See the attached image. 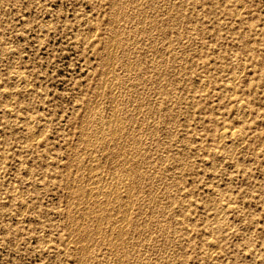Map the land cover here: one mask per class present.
<instances>
[{"label":"rangeland","instance_id":"obj_1","mask_svg":"<svg viewBox=\"0 0 264 264\" xmlns=\"http://www.w3.org/2000/svg\"><path fill=\"white\" fill-rule=\"evenodd\" d=\"M131 1H0V50L2 51H0V154L3 156L2 158L0 156V264H80L84 259L85 261L81 264L101 262L102 264H132L133 262V264H146V262L147 264H264V0H170L171 2L155 0V5L152 2L154 0L151 2L150 0L149 2L133 0V5L136 4L137 7H132ZM147 5L150 7L148 8ZM160 5L163 6L160 7ZM163 7L164 10L161 9ZM121 12L124 16L120 14ZM138 12L141 13L139 16ZM126 13L129 17L132 13V16L128 17L129 20ZM120 15L123 17H119ZM133 15H135L134 18ZM111 17L116 22H112L114 19ZM139 19H143V22ZM157 19L159 24H156ZM108 22L110 25L113 24L110 26ZM124 22L127 24L124 25ZM152 22L153 27H151ZM136 24L139 25L136 26ZM142 26H146L145 29ZM150 29L155 30L149 31ZM154 35L159 38L156 40ZM108 39H110L109 42ZM158 40H161V43H157ZM105 41L107 42L104 43ZM135 41L138 43L136 44ZM113 45H116V48ZM247 46H250L251 50L245 52ZM154 50L158 51L154 53ZM129 57L134 61L132 62ZM112 58L114 61L111 63ZM137 60L140 64H136ZM154 63L155 66H153ZM105 69L109 72L106 70L104 73ZM102 73L108 75L105 77ZM159 77L162 78L161 81ZM101 79L105 84L101 82ZM108 80H112L116 85H113L111 81L109 83ZM249 83L252 84L251 87L248 86ZM134 87L137 90H134ZM109 89L110 92L111 90L116 92L115 98L112 97L114 94L110 93ZM95 91L100 92L101 95H97ZM132 91L137 94L134 95ZM139 93H141L140 96ZM133 96L137 100L133 99ZM91 97H94V100ZM145 97H148V101ZM97 98L100 99L97 100ZM102 98L105 100L103 101ZM109 98L111 100L114 98L112 101L115 100L114 102L120 105L114 104ZM92 100L93 103H90ZM111 102L115 106L112 107ZM139 107L141 110L138 109ZM115 113L119 114L115 115ZM93 117H96V121ZM114 120L117 122L115 123ZM97 123L101 125L98 126ZM85 124L87 126L84 130ZM96 125L97 128H95ZM221 126L233 130L237 128L235 131L240 143L236 145L237 147L217 139V130ZM94 129H96L95 132ZM97 129L103 131L98 130V132ZM32 130L36 132V137L29 138ZM80 132L83 133L80 134ZM142 132H144L143 135ZM37 136L39 138L35 139ZM88 137L91 138L88 139ZM31 138L32 141H30ZM85 142L88 144L86 145ZM257 151L259 153H256ZM231 152L233 155L230 154ZM94 157L95 163L91 160ZM128 157L131 159L129 162ZM75 158H77L76 161ZM69 160L74 162L70 163ZM104 160L106 161L103 162ZM96 164L99 173L103 172L102 176L99 174L103 179L100 178L102 183L106 181L104 180L106 176L109 181L114 174L116 176L112 179L122 176L120 179H123L125 183H133L129 184L131 195L128 194L129 197L126 199L128 200L126 209L131 210L127 209L129 213L126 211L129 222L126 221L125 229L128 231L132 223L130 226L133 224L136 226V233L128 231L123 238L115 237V225L118 226L115 222L120 214V208L117 210L118 206L115 204L111 213L103 210L102 212L98 208L90 210L92 214L102 215L103 213L104 218L101 224L99 223L101 230L99 226L96 227L94 221L90 220L91 216L88 213L85 217L83 216V210L87 208V205L85 207V203L84 205L81 203L82 207L79 202L77 203V199H74L78 198L75 187L79 183L81 171L85 173L82 178L87 180L90 171L94 169L89 166ZM80 166L82 168H79ZM28 168L30 171L27 170ZM79 174L80 177H78ZM123 175H129L127 176L129 182L127 178V182L124 180ZM153 175L154 178H152ZM85 180L84 183L87 182ZM157 182L159 183L156 184ZM67 193L70 196H67ZM217 203L225 206L222 212L221 209H216ZM25 204L26 206L23 207ZM80 208L83 210L81 211ZM139 210L143 212L139 213ZM93 211H99V213ZM112 213L114 216L116 214L117 220L113 219L114 217L111 218ZM147 213L151 215L146 216ZM107 214L110 217H107ZM75 216L78 218L81 216L80 220ZM105 217H107L106 220ZM146 221L148 222L145 223ZM80 224H83L81 228ZM158 225L161 226L158 227ZM95 228H98L100 233L95 235L97 237L94 236L91 241L82 238L84 233L94 232ZM106 235L111 237L107 238ZM70 236L72 238L75 236L76 239L73 238V240ZM107 239H110V242L113 241V245L115 242L118 245L110 246L112 244H109ZM73 241L77 246H74L75 243L72 244ZM123 241L127 243V247H124L126 244ZM209 243H213L214 247L218 245L214 248L216 250L211 252V256L208 251ZM83 246L88 248V253ZM96 254L101 255L97 257ZM131 254L134 255L131 256ZM102 255H106L107 259H104ZM119 258H122V261Z\"/></svg>","mask_w":264,"mask_h":264},{"label":"bare ground","instance_id":"obj_2","mask_svg":"<svg viewBox=\"0 0 264 264\" xmlns=\"http://www.w3.org/2000/svg\"><path fill=\"white\" fill-rule=\"evenodd\" d=\"M0 1H1V0H0ZM113 1H114V0H113ZM122 1H123V0H122ZM132 1H133V0H132ZM132 1H131V3H132L131 6H132V7H133V6H134V7H137L138 5H137V6H135L136 4L133 5V2H132ZM135 1H136V0H135ZM139 1H140V0H139ZM145 1L149 2L148 0H145ZM162 1H163V0H162ZM169 1H170V0H169ZM169 1H168V3H169ZM174 1H175V0H174ZM242 1H243V0H242ZM119 2H120V1H119ZM137 2H138V0H137ZM150 2H151V0H150ZM152 2H154V5H155V0L152 1ZM170 2H171V1H170ZM236 2H238V1H236ZM114 3H116V1H115ZM125 3H126V2H125ZM125 3H124V4H125ZM135 3H136V2H135ZM164 3H165V2H164ZM168 3H167V4H168ZM2 4H3V3H2ZM124 4H123V5H124ZM162 4H163V3H162ZM172 4H173V3H172ZM236 4H237V3H236ZM236 4H234V5H236ZM111 5H112V4H111ZM144 5H146V4H144ZM144 5H143V6H144ZM169 5H170V4H169ZM239 5H240V4H239ZM241 5H242V4H241ZM241 5H240V6H241ZM121 6H122V3H121ZM139 6H140V5H139ZM147 6H148V5H147ZM162 6H163V5H162ZM162 6L160 5V7H162ZM164 6H165V5H164ZM242 6H243V5H242ZM110 7H111V6H110ZM122 7H123V6H122ZM149 7H150V6H148V8H149ZM153 7H154V6H153ZM153 7H152V8H153ZM197 7H198V6H197ZM199 7H200V6H199ZM238 7H239V6H238ZM126 8H127V7H125V9H126ZM128 8H129V7H128ZM235 8H236V7H235ZM121 9H122V8H121ZM134 9H135V8H134ZM136 9H137V8H136ZM138 9H140V8H138ZM142 9H143V7H142ZM156 9H157V8H156ZM161 9L164 10V7L161 8ZM169 9H170V8H168V10H169ZM181 9H182V8H181ZM114 10H116V9H114ZM117 10H118V9H117ZM128 10H129V9H128ZM128 10H127V11H128ZM140 10H141V9H140ZM140 10H138V11H140ZM158 10H159V9H158ZM158 10H157V11H158ZM166 10H167V8H166ZM240 10H241V7H240ZM123 11H124V8H123ZM134 11H135V10H134ZM134 11H133V12H134ZM145 11H146V10H145ZM145 11H144V12H145ZM147 11H148V9H147ZM155 11H156V10H155ZM155 11H154V12H155ZM172 11H173V10H172ZM172 11H170V12H172ZM175 11H176V10H175ZM192 11H193V10H192ZM194 11H195V10H194ZM200 11H201V10H200ZM118 12H119V11H118ZM118 12H117V13H118ZM125 12H126V11H124V13H125ZM141 12H142V11H141ZM159 12H162V11H159ZM164 12H166V11H164ZM173 12H174V11H173ZM238 12H239V11H238ZM238 12H237V13H238ZM112 13H113V12H112ZM117 13H116V14H117ZM139 13H140V12H138V16H139ZM178 13H179V12H178ZM120 14H122V12H121ZM129 14H130V13H129ZM133 14H134V13H133ZM140 14H141V13H140ZM145 14H146V12H145ZM152 14H153V12H152ZM161 14H162V13H161ZM161 14H159V17H160V18H161ZM235 14H236V13H235ZM122 15H123V14H122ZM126 15H127V13H126ZM126 15H125V16H126ZM163 15H164V14H163ZM177 15H178V14H177ZM113 16H114V14H113ZM123 16H124V15H123ZM123 16L120 15L119 17H123ZM131 16H132V13H131ZM131 16H130V17H131ZM138 16H137V18H138ZM146 16H147V14H146ZM164 16H165V15H164ZM164 16H163V17H164ZM115 17H116V16H115ZM126 17H127V19H128L129 16L127 15ZM130 17H129V18H130ZM134 17H135V15H133V18H134ZM141 17H142V16H141ZM234 17H235V16H234ZM7 18H8V17H7ZM112 18H113V17H111V19H112ZM142 18H143V17H142ZM147 18H148V17H146V19H147ZM151 18H152V17H151ZM193 18H194V17H193ZM111 19H110V20H111ZM113 19H114V18H113ZM155 19H156V18H155ZM158 19H159V18H158ZM158 19H157V23H156V24H159V23H160V22L158 23ZM163 19H164V18H163ZM174 19H175V18H174ZM128 20H129V19H128ZM142 20H143V19H142ZM142 20L139 19V21H142ZM114 21L116 22L115 19H114L112 22H114ZM117 21L119 22V20H117ZM123 21H125V19H123ZM139 21H138V23H139ZM146 21H147V20H146ZM148 21H149V20H148ZM155 21H156V20H155ZM155 21H154V22H155ZM159 21H161V20H159ZM164 21H166V19H164ZM112 22H111V23H112ZM129 22H130V21H129ZM142 22H143V21H142ZM177 22H178V21H177ZM108 23H109V22H108ZM140 23H141V22H140ZM163 23H164V22H163ZM25 24H27V23H25ZM112 24H113V23H112ZM112 24H111V25H112ZM116 24H117V23H116ZM126 24H127V23H126ZM126 24H125V22H124V25H126ZM146 24H147V23H146ZM146 24H145V25H146ZM151 24H152L151 27H153V26H154V25H153V22H152ZM166 24H167V23H166ZM90 25H92V24H90ZM109 25H110V23H109ZM111 25H110V26H111ZM137 25H139V24H136V26H137ZM148 25H149V23H148ZM178 25H179V24H178ZM87 26H88V25H87ZM122 26H123V25H122ZM122 26H121V27H122ZM136 26H135V27H136ZM156 26H157V25H156ZM175 26H176V23H175ZM92 27H93V26H92ZM108 27H109V26H108ZM142 27H144V29H145L146 26H142ZM142 27H140V28H142ZM147 27H148V26H147ZM160 27L162 28V26H160ZM163 27H164V26H163ZM166 27L168 28V25H166ZM176 27H177V26H176ZM86 28H87V27H86ZM124 28H125V27H124ZM149 28H150V25H149ZM169 28H170V27H169ZM203 28H204V27H203ZM89 29H90V28H89ZM122 29H123V28H122ZM125 29H126V28H125ZM129 29H130V28H129ZM132 29H133V28H132ZM138 29H139V28H138ZM151 29H152V28H151ZM151 29H150L149 31H154V30H155V29H154V30H151ZM87 30H88V29H87ZM95 30H96V28H95ZM95 30H94V31H95ZM107 30H109V29H107ZM111 30H112V29H111ZM117 30H118V29H117ZM120 30H121V28H120ZM126 30H127V29H126ZM126 30H125V31H126ZM141 30H142V29H141ZM205 30H207V29H205ZM90 31H91V30H90ZM90 31H89V32H90ZM139 31H140V30H139ZM167 31H168V30H167ZM40 32H41V31H40ZM111 32H112V31H111ZM111 32H109V34H111ZM117 32H118V31H117ZM133 32H134V31H133ZM136 32H137V31H136ZM92 33H93V32H92ZM106 33H107V32H106ZM118 33H119V32H118ZM118 33H117V34H118ZM126 33H127V31H126ZM146 33H147V31H146ZM146 33H145V34H146ZM163 33H164V32H163ZM124 34H125V33H124ZM129 34H130V33H129ZM129 34H128V36H129ZM141 34H142V31H141ZM160 34H161V33H160ZM160 34H158V35H160ZM89 35H90V34H89ZM89 35H88V37H89ZM93 35H94V34H93ZM93 35H92V36H93ZM106 35H107V34H106ZM118 35H119V34H118ZM137 35H138V34H137ZM158 35H157V36H158ZM166 35H167V34H166ZM83 36H84V35H83ZM90 36H91V35H90ZM110 36H112V35H110ZM122 36H123V35H122ZM144 36H145V35H144ZM154 36H155V38H156V35H154ZM106 37H107V36H106ZM108 37H109V35H108ZM125 37H126V36H125ZM129 37H130V36H129ZM135 37H137V36H135ZM82 38H83V37H82ZM84 38H85V36H84ZM84 38H83V40H84ZM113 38H115V37L113 36ZM141 38H143V37H141ZM158 38H159V36H158ZM158 38H156V40H157ZM161 38H162V37H161ZM181 38H182V37H181ZM183 38H184V37H183ZM124 39H125V38H124ZM129 39H130V38H129ZM137 39H138V37H137ZM139 39H140V38H139ZM150 39H151V38H150ZM109 40H110V39H108V42H109ZM116 40H117V39H116ZM122 40H123V39H122ZM126 40H127V39H126ZM131 40H132V39H131ZM140 40H141V39H140ZM111 41H112V40H111ZM143 41H144V40H143ZM143 41H142V42H143ZM146 41H147V40H146ZM149 41H150V40H149ZM149 41H148V42H149ZM160 41H161V40H160ZM160 41L158 40L157 43H159ZM166 41H167V39H166ZM183 41H184V40H183ZM106 42H107V41H105L104 43H106ZM112 42H113V41H112ZM114 42H115V41H114ZM128 42H129V40H128ZM139 42H140V41H139ZM153 42H154V40L152 41V43H153ZM110 43H111V42H110ZM110 43H109V44H110ZM118 43H119V42H118ZM126 43H127V42H126ZM131 43H134V42H131ZM135 43H136V41H135ZM137 43H138V42H137ZM137 43H136V44H137ZM157 43H156V45H157ZM160 43H161V42H160ZM114 44H115V43H114ZM150 44H151V43H150ZM164 44H165V43H164ZM164 44H163V46H164ZM187 44H188V43H187ZM111 45H112V44H111ZM128 45H129V43H128ZM147 45H149V44H147ZM156 45H155V47H157ZM107 46H108V45H107ZM115 46H116V45H115ZM115 46L113 45V47H115ZM129 46H130V45H129ZM159 46H160V45H159ZM109 47H110V46H109ZM109 47H107V48H109ZM113 47L111 46L110 48H113ZM121 47H122V45H121ZM133 47H134V46H133ZM245 47H246V46H245ZM245 47H244V48H245ZM105 48H106V46H105ZM115 48H116V47H115ZM115 48H114V49H115ZM157 48H158V47H157ZM163 48H164V47H163ZM244 48H243V49H244ZM126 49H128V47H127ZM137 49H138V48H137ZM155 49H156V48H155ZM161 49H162V48H161ZM189 49H190V48H189ZM116 50H117V49H116ZM162 50H163V49H162ZM162 50H161V51H162ZM164 50H165V49H164ZM250 50H251L250 46H247V48H246L244 51H245V52H248V51H250ZM0 51H1V50H0ZM126 51H127V50H126ZM126 51H125V52H126ZM133 51H134V50H133ZM157 51H158V50H156V51L154 50V53L157 52ZM1 52H2V51H1ZM106 52L108 53L109 51H106ZM111 52H112V51H111ZM119 52H120V51H119ZM119 52H118V53H119ZM122 52H123V50H122ZM127 52H128V51H127ZM127 52H126V53H127ZM138 52H139V51H138ZM176 52H177V51H176ZM120 53H121V52H120ZM123 53H124V52H123ZM130 53H131V52H130ZM135 53H137V52H135ZM105 54H106V53H105ZM109 54H110V53H109ZM113 54H114V53H112V55H113ZM131 54H132V53H131ZM123 55H124V54H123ZM125 55H126V54H125ZM159 55H160V54H159ZM115 56H116V55H115ZM127 56H128V55H127ZM130 56H132V55H130ZM135 56H136V55H135ZM151 56H152V55H151ZM178 56H179V55H178ZM106 57H107V56H106ZM106 57H105V59H106ZM120 57H121V56H120ZM122 57H123V56H122ZM122 57H121V58H122ZM133 57H134V54H133ZM140 57H141V56H140ZM146 57H147V56H146ZM158 57H159V56H158ZM8 58H9V56H8ZM110 58H111V57H110ZM113 58H115V57H113ZM113 58H112V59H113ZM126 58H127V57H126ZM129 58H131V57H129ZM136 58H137V57H136ZM138 58H139V57H138ZM138 58H137V59H138ZM159 58H162V56L159 57ZM103 59H104V57H103ZM103 59H102V60H103ZM105 59H104V60H105ZM112 59H110V60H112ZM146 59H147V58H146ZM149 59H150V58H149ZM151 59H152V58H151ZM179 59H180V58H179ZM106 60H107V59H106ZM119 60H120V58L118 59V61H119ZM121 60H123V59H121ZM130 60H132V58H131ZM163 60H164V59H163ZM165 60H166V59H165ZM233 60H234V59H233ZM113 61H114V59L111 61V63H112ZM126 61H127V60H126ZM126 61H125V62H126ZM133 61H134V60H132V62H133ZM137 61H138V60H137ZM137 61H136V62H137ZM155 61H157V60L155 59ZM160 61H161V60H160ZM167 61H168V60H167ZM107 62H109V60H108ZM127 62H128V61H127ZM104 63H105V62H104ZM123 63H124V62H123ZM138 63H139V61H138L136 64H138ZM151 63H152V61H151ZM151 63H150V64H151ZM179 63H180V62H179ZM260 63H261V62H260ZM113 64H114V63H113ZM117 64H118V62H117ZM131 64H133V63H131ZM139 64H140V63H139ZM233 64H234V63H233ZM104 65H105V64H104ZM134 65H135V64H134ZM141 65H142V64H141ZM143 65H144V63H143ZM152 65H153V64H152ZM176 65H178V64H176ZM183 65H184V63H183ZM243 65H244V64H243ZM263 65H264V64H263ZM106 66H107V64H106ZM109 66H111V64H110ZM117 66H118V65H117ZM119 66H120V65H119ZM136 66H137V65H136ZM138 66H140V65H138ZM153 66H155V63H154ZM156 66H158V65H156ZM178 66H179V65H178ZM234 66H237V65H234ZM261 66H262V64H261ZM121 67H122V66H121ZM131 67H132V66H131ZM140 67H141V66H140ZM238 67H239V66H238ZM242 67H243V66H242ZM262 67H263V66H262ZM116 68H117V67H116ZM119 68H120V67H119ZM123 68H124V67H123ZM123 68H122V69H123ZM142 68H143V67H142ZM161 68H162V67H161ZM183 68H184V67H183ZM109 69H110V68H109ZM131 69H132V68H131ZM136 69H137V67H136ZM139 69H140V68H139ZM155 69H156V68H155ZM236 69H238V68H236ZM242 69H243V68H242ZM262 69H263V68H262ZM106 70H107V69H105L104 73H106ZM112 70L114 71L113 68H112ZM125 70H126V67H125ZM125 70L123 69V71H125ZM133 70H134V69H133ZM153 70H154V68H153ZM240 70H241V69H240ZM142 71H143V70H142ZM144 71H145V70H144ZM149 71H150V70H149ZM149 71H148V72H149ZM151 71H152V70H151ZM157 71H159V70H157ZM157 71H156V72H157ZM241 71H242V70H241ZM15 72H16V71H15ZM17 72H18V71H17ZM107 72H109V70H107ZM130 72H131V71H130ZM130 72H129V74H130ZM110 73H111V72H110ZM116 73H118V72H116ZM121 73H122V72H121ZM143 73H144V72H143ZM240 73H242V72H240ZM240 73H239V74H240ZM102 74H103V73H102ZM126 74H127V73H126ZM140 74H141V73H140ZM150 74H151V73H150ZM150 74H149V77H151ZM154 74H155V73H154ZM157 74H158V73H157ZM157 74H156V75H157ZM167 74H168V73H167ZM172 74H173V73H172ZM174 74H175V73H174ZM176 74H177V73H176ZM16 75H18V74H16ZM23 75H24V74H23ZM23 75H22V76H23ZM103 75L106 77L108 74H103ZM124 75H125V74H124ZM124 75H122V77H123ZM130 75H131V74H130ZM135 75H136V74H135ZM135 75H134V76H135ZM145 75H146V74H145ZM156 75H155V76H156ZM158 75H159V74H158ZM235 75H236V74H235ZM235 75H234V76H235ZM237 75H238V74H237ZM18 76H20V75H18ZM22 76H21V77H22ZM118 76H119V74H118ZM134 76H133V77H134ZM162 76H163V75H162ZM172 76H173V75H172ZM176 76H177V75H176ZM180 76H181V75H180ZM26 77H27V76H26ZM111 77H112V76H111ZM119 77H120V76H119ZM135 77H136V76H135ZM137 77H138V76H137ZM142 77H143V76H142ZM142 77H141V79H142ZM149 77H148V78H149ZM181 77H182V76H181ZM205 77H206V76H205ZM238 77H239V76H238ZM102 78H103V77H102ZM114 78H115V77H114ZM117 78H118V77H117ZM128 78L130 79L131 77L129 76ZM146 78H147V77H146ZM159 78H160V77H159ZM202 78H203V77H202ZM17 79H18V78H17ZM23 79H25V75H24ZM106 79H108V78H106ZM111 79H113V78H111ZM135 79H136V78H135ZM137 79H138V78H137ZM157 79H158V78H157ZM161 79H162V78H160L159 81H161ZM176 79H177V78H176ZM102 80H103V79H101V82H103ZM119 80H120V79H119ZM127 80H128V79H127ZM130 80H131V79H130ZM130 80H129V81H130ZM202 80H203V79H202ZM26 81H27V80H26ZM26 81H25V83H26ZM108 81H109V80H108ZM110 81L112 82V80H110ZM110 81H109V83H110ZM116 81H118V80H116ZM121 81H122V80H121ZM121 81H120V82H121ZM135 81H136V80H135ZM152 81H153V80H152ZM233 81H235V79H234ZM233 81H231V82H233ZM203 82H205V81H203ZM21 83H23V82H21ZM98 83H100V82H98ZM103 83H104V82H103ZM103 83H102V84H103ZM112 83H113V82H112ZM116 83H117V82H116ZM137 83H139V82H137ZM141 83H142V82H141ZM141 83H140V84H141ZM143 83H144V81H143ZM143 83H142V84H143ZM146 83H147V82H146ZM150 83H151V82H150ZM150 83H149V84H150ZM156 83H157V80H156ZM175 83H176V82H175ZM178 83H179V82H178ZM17 84H18V83H17ZM19 84H20V83H19ZM26 84H27V83H26ZM26 84H25V86H26ZM104 84H105V83H104ZM142 84H141V85H142ZM204 84H205V83H204ZM97 85H98V84H97ZM113 85H116V84L113 83ZM120 85H122V84H120ZM124 85H125V83H124ZM151 85H152V84H151ZM28 86H29V85H28ZM95 86H96V85H95ZM100 86H101V85H100ZM100 86H99V87H100ZM103 86H104V85H103ZM109 86L112 87V85H109ZM109 86H108V87H109ZM154 86H155V85H154ZM159 86H160V85H159ZM201 86H202V85H201ZM248 86L251 87L252 84L249 83ZM99 87H98V90H99ZM111 87H110V88H111ZM118 87H120V86L118 85ZM139 87H140V86H139ZM139 87H138V88H139ZM203 87H204V85H203ZM228 87H229V86H228ZM231 87H233V86H232V83H231ZM24 88H25V87H24ZM26 88H27V87H26ZM93 88H94V87H93ZM115 88H116V86L114 87V90H115ZM121 88H124V87L121 86ZM132 88H133V87H131V89H132ZM134 88H135V87H134ZM144 88H145V86H144ZM144 88H143V89H144ZM148 88H149V87H148ZM22 89H23V88H22ZM94 89H95V88H94ZM96 89H97V87H96ZM119 89H120V88H119ZM129 89H130V87H129ZM155 89H156V88H155ZM232 89H233V88H232ZM92 90H93V89H92ZM117 90H118V89H117ZM134 90H137V89L135 88ZM144 90H145V89H144ZM203 90H205V89H203ZM234 90H235V89H234ZM119 91H120V90H119ZM129 91H130V90H129ZM140 91H141V90H140ZM146 91H147V90H146ZM172 91H173V90H172ZM8 92H9V91H8ZM95 92H96V91H95ZM109 92H110V89H109ZM112 92H113V93H112ZM121 92H122V91H121ZM130 92H131V91H130ZM132 92H134V91H132ZM203 92H204V91H203ZM90 93H91V91H90ZM93 93H94V92H93ZM96 93H97V95H101V93H102V89H101V93H100V92H96ZM98 93H99V94H98ZM110 93L114 94V93H116V92H114V91L111 90ZM123 93H124V92H123ZM142 93H143V90H142ZM231 93H232V92H231ZM94 94H95V93H94ZM127 94H128V93H127ZM127 94H126V96H127ZM135 94H137V93L134 92V95H135ZM140 94H141V93H139V96H140ZM233 94H234V93H233ZM5 95H6V94H5ZM8 95H9V94H8ZM121 95H123V94H121ZM171 95H172V94H171ZM228 95H229V94H228ZM94 96H95V95H94ZM114 96L116 97L117 95L114 94L112 97H114ZM128 96H129V94H128ZM141 96H143V95H141ZM148 96H149V95H148ZM175 96H177V95H176V92H175ZM229 96H230V95H229ZM5 97H6V96H5ZM88 97H90V95H89ZM99 97H100V96H99ZM103 97H104V96H103ZM112 97H111V98H112ZM115 97H114V98H115ZM120 97H121V96H120ZM130 97H131V96H130ZM93 98H94V97H93ZM93 98L91 97V99H93ZM111 98H109V100H111ZM114 98H113V99H114ZM118 98H119V97H118ZM123 98H124V97H123ZM123 98H121V99H123ZM126 98H127V97H126ZM134 98H135V97L133 96V99H134ZM140 98H141V97H140ZM140 98H139V99H140ZM147 98H148V97H145L146 100H147ZM154 98H155V97H154ZM9 99H10V97H9ZM11 99H12V97H11ZM88 99H89V98H88ZM99 99H100V98H99ZM99 99L97 98V100H99ZM113 99H112V100H113ZM119 99H120V98H119ZM130 99H132V97H131ZM130 99H129V97H128V100H130ZM135 99L137 100V98H135ZM139 99H138V100H139ZM150 99H151V95H150ZM12 100H13V99H12ZM93 100H94V99H93ZM93 100H92V102H90V103H93ZM102 100H103V98H102ZM104 100H105V99H104ZM104 100H103V101H104ZM109 100H108V103H109ZM112 100H111V101H112ZM125 100H126V99H125ZM140 100H141V99H140ZM140 100H139V101H140ZM95 101H96V100H95ZM114 101H115V100H114ZM114 101H112V102H114ZM122 101H123V100H122ZM122 101H121V102H122ZM126 101H127V100H126ZM132 101H133V100H132ZM147 101H148V100H147ZM87 102H88V101H87ZM87 102H86V103H87ZM112 102H111V105H112ZM119 102H120V101H119ZM128 102H129V101H128ZM144 102H145V101H144ZM151 102H152V101H151ZM242 102H243V101H242ZM102 103H103V102H102ZM108 103H107V104H108ZM116 103H117V102H114V104H116ZM149 103H150V102H149ZM170 103H171V102H170ZM239 103H241V102L239 101ZM94 104H95V102H94ZM94 104H93V106H94ZM103 104H104V103H103ZM117 104H118V103H117ZM134 104H135V103H134ZM140 104H141V103H140ZM144 104H146V103H144ZM153 104H154V103H153ZM153 104H152V105H153ZM172 104H173V103H172ZM8 105L10 106V103H9ZM8 105H7V106H8ZM88 105H89V104H88ZM100 105H101V104H100ZM118 105H120V103H119ZM118 105H117V106H118ZM126 105H127V104H125V106H126ZM135 105H136V104H135ZM142 105H143V104H142ZM148 105H149V104H148ZM148 105H147V106H148ZM150 105H151V104H150ZM169 105H170V104H169ZM169 105H168V106H169ZM76 106H77V105H76ZM103 106H104V105H103ZM103 106H101V107H103ZM113 106H115V105H112V107H113ZM127 106L130 107V105H127ZM136 106H137V105H136ZM140 106H141V105H140ZM171 106H172V105H171ZM240 106H241V105H240ZM240 106H239V107H240ZM0 107H1V106H0ZM84 107H85V106H84ZM86 107H87V106H86ZM86 107H85V108H86ZM137 107H138V106H137ZM143 107H144V106H143ZM143 107H142V108H143ZM148 107H149V106H148ZM247 107H248V106H246V108H247ZM88 108H89V107H88ZM95 108H97V107H95ZM110 108H111V107H110ZM110 108H109V109H110ZM134 108H135V107H134ZM150 108H151V106H150ZM91 109H92V108H91ZM103 109H104V108H103ZM127 109H128V108H127ZM136 109H137V108H136ZM138 109H140V107H139ZM145 109H146V108H145ZM147 109H148V108H147ZM248 109H249V108H248ZM89 110H90V108H89ZM95 110H96V109H95ZM111 110H112V109H111ZM119 110H120V109H119ZM124 110H125V108H124ZM140 110H141V109H140ZM143 110H144V109H143ZM148 110H149V109H148ZM154 110H155V109H154ZM173 110H174V109H173ZM236 110H237V109H236ZM239 110H240V108H239ZM239 110H238V111H239ZM10 111H11V110H10ZM99 111H100V110H99ZM107 111H109V110H107ZM114 111H116V109H115ZM129 111H130V110H129ZM137 111H138V110H137ZM144 111H146V110H144ZM170 111H171V110H170ZM240 111H241V110H240ZM97 112H98V111H97ZM119 112H120V111H119ZM236 112H237V111H236ZM241 112H243V111H241ZM247 112H248V111H247ZM16 113H18V112H16ZM19 113H20V112H19ZM19 113H18V114H19ZM98 113H99V112H98ZM102 113H104V112H102ZM102 113H100V115H101ZM123 113H124V112H123ZM131 113H132V111H131ZM138 113H139V112H138ZM143 113H144V112H143ZM157 113H158V112H157ZM243 113H244V112H243ZM86 114H88V113H86ZM95 114H96V112L94 113V115H95ZM109 114H110V113H109ZM117 114H119V113H115V115H117ZM133 114H134V113H133ZM144 114H145V113H144ZM146 114H147V113H146ZM240 114H241V113H240ZM23 115H24V114H22V116H23ZM26 115H27V114H26ZM82 115H83V112H82ZM94 115H93V116H94ZM98 115H99V114H98ZM110 115H112V114H110ZM125 115L127 116L126 113H125ZM152 115H153V114H152ZM238 115H239V114H238ZM244 115H246V114H244ZM11 116H12V111H11ZM11 116H10V117H11ZM83 116H84V115H83ZM86 116H87V115H86ZM107 116H109V115L107 114ZM121 116H122V115H121ZM121 116H120V118H121ZM123 116H124V114H123ZM136 116H137V114H136ZM141 116H142V115H141ZM23 117H24V116H23ZM23 117H22V118H23ZM27 117H29V115H28ZM81 117H82V116H81ZM90 117H91V116H90ZM98 117H99V116H98ZM114 117H115V116H114ZM116 117H118V116H116ZM116 117H115V118H116ZM129 117H130V116H129ZM143 117H144V116H143ZM149 117H150V116H149ZM237 117H238V116H237ZM242 117H243V116H242ZM242 117H241V118H242ZM246 117H248V116L246 115ZM18 118H19V117H18ZM24 118H25V117H24ZM44 118H45V117H44ZM84 118H86V117H84ZM84 118H82V119H84ZM93 118L95 119L96 117H93ZM99 118H100V117H99ZM108 118H109V117H108ZM120 118H119V119H120ZM124 118H125V117H124ZM127 118H128V117H127ZM133 118H134V117H133ZM155 118H156V116H155ZM175 118H176V116H175ZM14 119H15V118H14ZM90 119H91V118H90ZM135 119H136V118H135ZM139 119H140V118H139ZM28 120H29V119H28ZM44 120H45V119H44ZM91 120H93V119H91ZM100 120H101V118H100ZM109 120H110V119H109ZM115 120H117V119H115ZM115 120H114V121H115ZM120 120H121V119H120ZM120 120H119V121L117 120V121H118V122H121ZM125 120H126V119H125ZM125 120H124V121H125ZM137 120H138V119H137ZM143 120H144V119H143ZM153 120H154V119H153ZM14 121H15V120H14ZM25 121H26V120H25ZM25 121H24V123H25ZM31 121H32V119H31ZM84 121H85V120H84ZM86 121H87V118H86ZM89 121H90V120H89ZM89 121H88V122H89ZM95 121H96V119H95ZM114 121H112V122H114ZM117 121H115V123H116ZM132 121H133V120H132ZM144 121H145V120H144ZM172 121H173V120H172ZM243 121H244V120H243ZM26 122H27V121H26ZM93 122H94V120H93ZM104 122H105V120H104ZM104 122H103V123H104ZM106 122H107V121H106ZM108 122H109V121H108ZM108 122H107V123H108ZM122 122H123V121H122ZM137 122H138V121H137ZM137 122H135V123H137ZM141 122H142V121H141ZM146 122H147V121H146ZM11 123H12V122H11ZM13 123H15V122H13ZM31 123H32V122H31ZM31 123H30V124H31ZM35 123H36V122H35ZM86 123H87V122H86ZM103 123H102V124H103ZM130 123H131V122H130ZM151 123H152V122H151ZM8 124H9V123H8ZM46 124H47V123H46ZM82 124H83V123H82ZM97 124H98V123H97ZM99 124H100V123H99ZM99 124H98V126H99ZM117 124H118V123H117ZM132 124H134V123H132ZM132 124H131V125H132ZM142 124H143V122H142ZM144 124H145V123H144ZM28 125H29V124H28ZM31 125H32V124H31ZM100 125H101V124H100ZM105 125L107 126L106 123H105ZM165 125H166V124H165ZM165 125H164V126H165ZM86 126H87V125L85 124L84 130H85ZM92 126H93V124H92ZM98 126L96 125L95 128H97ZM118 126H119V125H118ZM127 126H128V124H127ZM145 126H146V125H145ZM152 126H153V125H152ZM24 127H25V126H24ZM37 127H38V126H37ZM40 127H41V126H40ZM100 127H101V126H100ZM100 127H99V128H100ZM111 127H112V126H111ZM113 127H114V125H113ZM129 127H130V126H129ZM136 127H137V125H136ZM167 127H168V126H167ZM88 128H90V126H89ZM102 128H103V127H102ZM106 128H107V127H106ZM122 128H123V127H122ZM146 128H147V126H146ZM151 128H152V127H151ZM155 128H156V127H155ZM234 128H235V127H234ZM28 129H29V128H28ZM92 129H93V128H92ZM92 129H91V130H92ZM103 129H104V128H103ZM132 129H134V128H132ZM138 129H139V127H138ZM141 129H142V128H141ZM144 129H145V128H144ZM236 129H237V128H236ZM236 129H235V130H236ZM263 129H264V128H263ZM33 130H35V129L33 128ZM33 130L30 131V136H28L29 138H30V137H36V136H35V135H36V132H34ZM81 130H82V128H81ZM88 130L90 131V129H88ZM88 130H86V132H87ZM95 130H96V129H94V132H95ZM98 130L103 131L102 129H97V131H98ZM109 130H110V129H109ZM112 130H113V128H112ZM114 130H115V128H114ZM116 130H117V129H116ZM118 130H119V129H118ZM118 130H117V131H118ZM121 130H122V129H121ZM127 130H128V129H127ZM235 130H233V129L229 128V127H226V126H221V127H219L218 130H217V139H218L219 141H223V142L228 143L230 146H233V145L236 146V145H238V144H240V143H239V139H238V136H237ZM35 131H37V130H35ZM40 131H41V129H40ZM89 131H88V132H89ZM97 131H96V132H97ZM148 131H149V130H148ZM172 131H173V129H172ZM25 132H26V131H25ZM83 132H85V131H83ZM83 132H80V134L83 133ZM98 132H99V131H98ZM98 132H97V134H98ZM110 132H113V131H110ZM115 132H116V131H115ZM125 132H126V130H125ZM91 133H92V132H91ZM128 133H129V131H128ZM130 133H131V132H130ZM132 133H133V132H132ZM134 133H135V131H134ZM143 133H144V132H142L141 134L143 135ZM146 133H147V132H146ZM155 133H156V132H155ZM167 133H168V132H167ZM38 134H39V133H38ZM95 134H96V133H95ZM97 134H96V135H97ZM106 134H108V133H106ZM115 134H116V133H115ZM119 134H120V133H119ZM153 134H154V133H153ZM41 135H42V134H40V136H41ZM85 135H87V134H85ZM90 135H91V134H90ZM90 135H89V136H90ZM98 135H99V134H98ZM98 135H97V136H98ZM108 135H109V134H108ZM112 135H113V134H112ZM149 135H150V134H149ZM151 135H152V132H151ZM238 135H239V133H238ZM82 136H84V135H82ZM92 136H94V135L92 134ZM100 136H101V135H100ZM104 136H105V135H104ZM114 136H115V135H114ZM122 136H124V134H123ZM134 136H135V135H134ZM242 136H243V135H241V137H242ZM80 137H81V135H80ZM95 137H96V136H95ZM95 137H94V139L96 140ZM102 137H103V136H102ZM117 137H118V136H117ZM119 137H120V136H119ZM119 137H118V138H119ZM126 137H127V136H126ZM130 137H131V136H130ZM142 137L146 138L145 136H142ZM142 137H141V138H142ZM38 138H39V137L37 136V138H35V139H38ZM89 138H91V137H88V139H89ZM99 138H100V137H99ZM112 138H113V137H112ZM131 138H132V137H131ZM198 138H199V137H198ZM242 138H243V137H242ZM263 138H264V137H263ZM85 139H86V138H85ZM85 139H84V140H85ZM94 139H93V140H94ZM101 139H102V138H101ZM101 139H100V140H101ZM110 139H111V138H110ZM121 139H122V138H121ZM123 139H124V138H123ZM129 139H130V138H129ZM129 139H128V141H129ZM133 139H134V138H133ZM133 139H132V140H133ZM80 140H81V139H80ZM117 140H118V139H117ZM130 140H131V139H130ZM153 140H154V139H153ZM160 140H161V139H160ZM166 140H167V139H166ZM178 140H179V139H178ZM199 140H200V139H198V141H199ZM242 140H243V139H242ZM30 141H32V138H31ZM30 141H29V142H30ZM34 141H36V140H34ZM34 141H33V142H34ZM88 141H89V140H88ZM97 141H99V140H97ZM106 141H107V140H106ZM109 141H110V140H109ZM121 141H122V140H121ZM145 141H146V140H145ZM148 141H149V140H148ZM163 141H164V140H163ZM80 142L82 143V141H80ZM86 142H87V140H86ZM86 142H85V144H86ZM95 142H96V141H95ZM138 142H139V141H138ZM261 142H262V141H261ZM99 143H100V142H99ZM104 143H105V142H104ZM130 143H131V141H130ZM134 143H135V142H134ZM142 143H143V141H142ZM217 143H218V142H217ZM219 143H220V142H219ZM243 143H244V142H243ZM87 144H88V143H87ZM87 144H86V145H87ZM94 144H95V143H93V145H94ZM107 144H108V143H107ZM123 144H124V143H123ZM123 144H122V145H123ZM137 144H138V143H137ZM157 144H158V143H157ZM228 144H227V145H228ZM83 145H84V144H83ZM133 145H134V144H133ZM141 145H143V144H141ZM153 145H154V144H153ZM24 146H25V145H24ZM103 146H104V145H103ZM115 146H116V145H115ZM144 146H145V144H144ZM144 146H143V147H144ZM235 146H234V148H235ZM86 147H88V146H86ZM99 147H100V145H99ZM120 147H121V146H120ZM122 147L124 148V146H122ZM134 147H136V145H134ZM186 147H187V146H186ZM236 147H237V146H236ZM28 148H29V147H28ZM100 148H101V147H100ZM100 148H98V149H100ZM145 148H146V147H145ZM210 148H211V147H210ZM98 149H97V150H98ZM103 149H104V148H102V150H103ZM119 149H121V148H119ZM159 149H160V148H159ZM232 149H233V148H232ZM82 150H83V149H82ZM122 150H124V149H122ZM139 150H140V149H139ZM142 150H143V149H142ZM142 150H141V151H142ZM150 150H151V149H150ZM162 150H163V149H162ZM215 150L217 151V149H215ZM223 150H224V149H223ZM227 150H228V149H227ZM2 151H3V150H2ZM2 151H1V152H2ZM28 151H29V150H28ZM84 151H85V150H84ZM92 151H93V150H91V152H92ZM94 151H95V150H94ZM104 151H106V149H105ZM104 151H101V152L103 153ZM153 151H154V149H153ZM160 151H161V150H160ZM213 151H214V150H213ZM221 151H222V150H221ZM232 151H233V150H232ZM255 151H256V150H255ZM258 151H260V150H258ZM258 151H257L256 153H259ZM85 152H86V151H85ZM99 152H100V151H99ZM101 152H100V153H101ZM117 152H118V151H117ZM137 152L139 153L138 150H137ZM151 152H152V151H151ZM151 152H150V153H151ZM218 152H219V149H218ZM25 153H26V152H25ZM83 153H84V152H83ZM92 153H94V152H92ZM97 153H98V152H97ZM121 153H122V152H121ZM123 153H124V152H123ZM132 153L134 154V151H132ZM132 153H131V154H132ZM146 153H147V152H146ZM214 153H216V152H214ZM86 154H88V153H86ZM89 154H91V153H89ZM94 154H95V153H94ZM126 154H127V153H126ZM230 154H232V152H231ZM1 155H2V154H0V156H1ZM27 155H28V154H27ZM74 155H75V154H74ZM96 155H98V154H96ZM144 155H145V154H144ZM151 155H152V154H151ZM232 155H233V154H232ZM75 156H77V155H75ZM82 156H83V155H82ZM94 156H95V155H94ZM99 156H100V154H99ZM99 156H97V157L99 158ZM140 156H141V155H140ZM228 156H229V155H228ZM258 156H259V155H258ZM2 157H3V156H1V158H2ZM28 157H29V156H28ZM72 157H73V155H72ZM72 157H71V158H72ZM90 157H92V154H91ZM100 157H101V156H100ZM104 157H105V156H104ZM129 157H130V155H129ZM129 157H128V160H127L128 162L131 160ZM162 157H164V156H162ZM184 157H185V156H184ZM230 157H231V156H230ZM262 157H263V156H262ZM79 158H80V157H79ZM98 158H97V160H98ZM131 158H132V157H131ZM142 158H143V157H142ZM145 158H146V156H145ZM165 158H166V157H165ZM231 158H232V157H231ZM45 159H46V158H45ZM73 159H74V157H73ZM76 159H77V158H75V161H76ZM95 159H96L95 157L91 159L92 161H94L93 163H95ZM104 159H106V157H105ZM126 159H127V158H126ZM126 159H125V160H126ZM129 159H130V160H129ZM140 159H141V158H140ZM221 159H222V158H221ZM50 160H51V159H50ZM78 160H79V159H78ZM87 160H88V159H87ZM91 160H88V161H91ZM125 160H124V161H125ZM145 160H146V159H145ZM69 161H70V160H69ZM72 161L74 162V160H71L70 163H71ZM79 161H80V160H79ZM79 161H78V162H79ZM83 161H84V160H83ZM105 161H106V160H104L103 162H105ZM127 161H126V162H127ZM126 162H125V164H126ZM163 162H164V161H163ZM81 163H83V162L81 161ZM90 163H91V162H90ZM151 163H152V162H151ZM153 163H155V161H154ZM205 163H206V162H205ZM83 164H84V163H83ZM83 164H82V166L85 165V164H84V165H83ZM139 164H140V163H139ZM139 164H138V166H139ZM47 165H48V164H47ZM69 165H70V164H69ZM77 165H78V164H77ZM100 165H101V164H100ZM103 165H104V163H103ZM161 165H162V164H161ZM45 166H46V165H45ZM75 166H76V165H75ZM82 166H80L79 168H82ZM87 166H88V165H87ZM98 166H99V164H98ZM101 166H102V165H101ZM123 166H124V165H123ZM134 166H135V165H134ZM144 166H145V165H144ZM27 167H28V166H27ZM69 167H70V166H69ZM89 167H91V168L94 167V169L91 170V171H90V169H88V170L91 172V173L89 172L90 175H89L88 179L85 180L86 178H85V179L82 178V175L85 174V173H83V170L81 169V170H82V171H81V172H82V173H81L82 175H81V177H80V174L78 175V177H80V180L78 179V182H79V183L76 184L77 186L75 187V189H76V190H75V191H76V195H77L78 198L75 197L74 199H77V203L79 202L80 205H81V203H83V205H84V203H85V207H86V205H87V208H86V209L84 208V210H83V208H82V209L80 208L81 211L83 210V216L85 217V215H87V213H88V214L91 216V219H90V220L94 221L93 223H95V224H96V227H97V226H99V223L102 221V218H104L103 213H102V215H99V214H92V213H91L92 211H90V210H93V209L95 210L96 208H98V210H101V211L103 210L104 212H109V213H111V211L114 210V207H115L114 204H115L116 206H118L117 210L120 208V214L117 213V214H118L117 217H118L119 219H118V218L115 219L116 214H115V216H114V214L112 213L113 216H111V218L114 217L113 219H115V220L118 219V220L115 222V223H118V226L115 225V226H116V229H115V231H114V232H115V237L117 236L118 239H120L121 237L123 238V235L127 234L128 231H130V232H131V231H132V232H135V228H136V226H135L134 224H133L132 226H130L132 223L129 225V229L131 228V230L128 229V231H127V229H125V228H126V225H127L126 221L129 220V219H128L129 216H128V218H127V214H126V211H127V209H128V208L126 209V207H128V206H126V204H127L126 201H128V200H126V199H127V197H129L128 194L131 195V194H130V191H129V190H130V188H129V187H130L129 184H131V183L128 181V178H127V176H129V175H127V176H124V175H123V177H125L124 180L126 181V178H127V181L129 182V184H128V183H125V182L123 181V179H120V177H122V176H120L119 178L117 177V178H115V179H112V178H114V176H116V174L113 175L112 173H111V175H113V177H112V178H109V181H108V180L106 179V178H107V176H106V178L104 179V180H106V181L102 183V181H101L102 177H101V176H102V173H103V172H102V173H99V171H98V167H97V164H96V165H93V166H89ZM102 167L104 168V166H102ZM118 167H120V166L118 165ZM139 167H140V166H139ZM155 167H156V164H155ZM178 167H179V166H178ZM24 168H25V166H24ZM112 168H113V167H112ZM146 168H147V167H146ZM151 168H152V167H151ZM67 169H68V168H67ZM75 169H77V168H75ZM116 169H117V168H116ZM27 170L30 171L29 168H28ZM65 170H66V169H65ZM79 170H80V169H79ZM79 170H78V171H79ZM86 170H87V169H86ZM101 170H102V169H101ZM114 170H115V169H114ZM137 170H138V168H137ZM142 170H143V168H142ZM144 170H145V169H144ZM151 170H152V169H151ZM151 170H150V172H152ZM78 171H77V172H78ZM108 171H109V170H108ZM124 171H125V170H124ZM133 171H134V170H132V172H133ZM77 172H75V173H77ZM112 172H113V171H112ZM117 172H118V171H117ZM125 172H126V171H125ZM67 173H68V172H67ZM87 173H88V172H87ZM106 173H108V172L106 171ZM119 173H120V172H119ZM126 173H127V172H126ZM138 173H139V170H138ZM62 174H63V173H62ZM73 174H74V173H73ZM99 174H101V176H99ZM150 174H151V173H150ZM106 175H107V174H106ZM117 175H118V174H117ZM120 175H122V174H120ZM65 176L67 177V175H65ZM157 176H158V175H157ZM73 177H74V176H73ZM73 177H72V178H73ZM84 177H85V176H84ZM110 177H111V176H110ZM27 178H28V177H27ZM81 178H82L83 180H82ZM100 178H101V179H100ZM103 178H104V176H103ZM152 178H154V175H153ZM70 179H71V178H70ZM74 179H76V178H74ZM74 179H73V180H74ZM110 179H112V181H110ZM158 179H159V178H158ZM165 179H166V177H165ZM84 180L87 181V182L84 183ZM102 180H103V179H102ZM133 180H134V179H133ZM137 180H138V178H137ZM166 180H167V179H166ZM69 181H70V180H69ZM82 181H83V184H82ZM127 181H126V182H127ZM135 181H136V179H135ZM141 181H142V180H141ZM161 181H162V180H161ZM20 182H22V181H20ZM67 182H68V181H67ZM76 182H77V181H76ZM132 182H133V181H132ZM170 182H171V181H170ZM178 182H179V181H178ZM70 183L74 184L73 181H70ZM158 183H159V182H157L156 184H158ZM72 184H71V185H72ZM84 184H85V185H84ZM132 184H133V183H132ZM132 184H131V185H132ZM161 184H162V183H161ZM38 185H39V184H38ZM64 185H65V184H64ZM71 185H70V186H71ZM169 185H170V183H169ZM74 186H75V185H74ZM148 186H149V183H148ZM157 186H158V185H157ZM161 186H162V185H161ZM173 186H174V185H173ZM173 186H172V187H173ZM43 187H44V186H43ZM63 187L66 188V186H63ZM68 187H69V186H68ZM72 187H73V185H72ZM72 187H71V188H72ZM152 187H153V185H152ZM71 188H70V191H71ZM86 188H87V189H86ZM132 188H133V187H132ZM138 188H139V187H138ZM160 188H161V187H160ZM67 189H68V188H67ZM73 189H74V188H73ZM120 189H122L121 192H120ZM136 189H137V188H136ZM147 189H148V188H147ZM154 189H155V188H154ZM170 189H171V188H170ZM155 190H156V189H155ZM157 190H158V189H157ZM66 191H67V190H66ZM72 191H73V190H72ZM151 191H152V189H151ZM167 191H169V189H168ZM167 191H165V192H167ZM210 191H211V190H210ZM14 192H15V191H14ZM14 192H12V193H14ZM136 192H137V190H136ZM149 192H150V191H149ZM155 192H157V191H155ZM173 192H174V191H173ZM173 192H171V193H173ZM16 193H18V191H17ZM16 193H15V194H16ZM72 193H73V192H72ZM131 193H132V192H131ZM143 193H144V191H143ZM21 194H22V193H21ZM21 194H20V195H21ZM68 194H69V193H67L66 195H67V196H70V195H68ZM149 194H150V193H149ZM152 194H153V197H154V192H152ZM158 194H160V193H158ZM158 194H157V195H158ZM167 194H168V193H167ZM167 194H166V195H167ZM187 194H188V193H187ZM137 195H138V193H137ZM144 195H145V194H144ZM71 196H73V195H71ZM132 196H133V195H132ZM132 196H131V197H132ZM148 196H150V195H148ZM158 196H159V195H158ZM164 196H165V195H164V192H163V197H164ZM170 196H171V195H170ZM184 196H185V195H184ZM10 197H11V196H10ZM12 197H13V196H12ZM19 197H20V196H19ZM73 197H74V196H73ZM156 197H157V196H156ZM156 197H155V198H156ZM168 197H169V195H168ZM185 197H186V196H185ZM2 198L5 199L6 197H2ZM67 198L69 199V197H67ZM171 198H172V197H171ZM135 199H136V198H135ZM135 199H134V201H135ZM150 199H151V198H150ZM157 199H158V198H157ZM169 199H170V198H169ZM70 200H72V198H71ZM131 200H132V199H131ZM165 200H166V198H165ZM11 201H12V200H11ZM11 201H10V202H11ZM129 201H130V200H129ZM142 201H143V200H142ZM149 201H150V200H149ZM168 201H169V200H168ZM185 201H186V200H185ZM217 201H218V200H217ZM221 201H222V200H221ZM70 202H71V201H70ZM130 202H131V201H130ZM144 202H145V201H144ZM158 202H159V201H158ZM71 203H72V202H71ZM71 203H70V204H71ZM73 203H74V202H73ZM75 203H76V202H75ZM77 203H76V204H77ZM15 204H16V203H15ZM21 204H22V203H21ZM23 204H24V203H23ZM111 204H112V206H110ZM131 204H132V203H131ZM145 204H146V202H145ZM147 204H148V202H147ZM73 205H74V204H73ZM136 205H137V204H136ZM139 205H140V204H139ZM157 205H158V204H157ZM157 205H156V206H157ZM166 205H167V204H166ZM172 205H173V204H172ZM172 205H171V207H172ZM235 205H236V204H235ZM235 205H234V206H235ZM15 206H16V205H15ZM24 206H26V204L23 205V207H24ZM77 206H79V205L77 204ZM81 206H82V205H81ZM131 206H132V205H131ZM168 206H169V205H168ZM168 206H166V207H168ZM227 206H228V205H227ZM20 207H21V206H20ZM67 207H68V206H67ZM69 207L72 208L70 205H69ZM82 207H83V206H82ZM132 207H133V206H132ZM215 207H216V209H221V212L223 211L222 209H225V208H224L225 206H224L223 204H219V203H217V204L215 205ZM75 208H76V207H75ZM145 208H146V207H145ZM226 208H227V207H226ZM230 208H231V207H230ZM20 209H21V208H20ZM24 209H25V208H24ZM129 209H130V208H129ZM129 209H128V210H129ZM134 209H135V208H134ZM143 209H144V207H143ZM149 209H150V208H149ZM167 209H168V208H167ZM65 210H66V209H65ZM77 210H78V209H77ZM77 210H76V212H77ZM130 210H131V209H130ZM156 210H157V208H156ZM163 210H164V209H163ZM214 210H215V209H214ZM230 210H231V209H230ZM21 211H22V210H21ZM103 211H102V212H103ZM140 211H142V210H139V213H140ZM165 211H166V210H165ZM219 211H220V210H219ZM69 212H70V211H69ZM93 212H94V213H99V211H97V212L93 211ZM115 212H117V211L115 210ZM115 212H114V213H115ZM129 212H130V211H127V213H129ZM142 212H143V211H142ZM145 212H146V211H145ZM153 212H155V211H153ZM226 212H227V211H226ZM20 213H21V212H20ZM78 213H79V212H78ZM156 213H157V212H156ZM161 213H162V212H161ZM164 213H166V212H164ZM67 214H68V213H67ZM67 214H66V215H67ZM70 214H72V212H71ZM73 214H74V213H73ZM80 214H81V213H80ZM104 214H105V213H104ZM225 214H226V213H225ZM225 214H224V215H225ZM228 214H229V213H228ZM240 214H241V213H240ZM68 215H69V214H68ZM75 215H76V214H75ZM77 215H78V214H77ZM138 215H139V214H138ZM138 215H137V216H138ZM142 215H143V214H142ZM147 215H148V213L146 214V216H147ZM150 215H151V214H150ZM150 215H148V216H150ZM153 215H155V213H153ZM221 215H222V214H221ZM71 216H72V215H71ZM78 216H79V215H78ZM106 216L108 217L109 214H107ZM132 216H133V215H132ZM157 216H158V215H157ZM217 216H218V215H217ZM52 217H53V216H52ZM67 217H68V216H66V218H67ZM75 217H76V216H75ZM84 217H83V218H84ZM86 217H87V216H86ZM107 217H105V220H106ZM109 217H110V216H109ZM228 217H229V215H228ZM72 218H73V217H72ZM76 218H78V217H76ZM80 218H81V216H80ZM80 218H78V219L80 220ZM146 218H148V217H146ZM158 218H159V217H158ZM70 219H71V218H70ZM127 219H128V220H127ZM180 219H181V218H180ZM230 219H231V218H230ZM230 219H229V220H230ZM52 220H53V219H52ZM65 220H66V219H65ZM76 220H77V219H76ZM79 220H78V221H79ZM107 220H110V219H107ZM137 220H138V219H137ZM144 220H146V219H144ZM147 220H148V219H147ZM149 220H150V219H149ZM193 220H194V219H193ZM215 220H216V217H215ZM226 220H227V219H226ZM140 221H141V220H140ZM83 222L85 223V220H84ZM83 222L81 221V223H83ZM128 222H129V221H128ZM130 222H131V220H130ZM147 222H148V221H146L145 223H147ZM174 222H175V221H174ZM210 222H211V221H210ZM225 222H226V221H225ZM228 222H229V221H228ZM72 223H73V222H72ZM79 223H80V222H79ZM84 223H83V224H84ZM87 223H88V222H87ZM91 223H92V222H91ZM105 223H107V222H105ZM105 223H104V224H105ZM111 223H112V222H111ZM138 223H140V222H138ZM153 223H154V222H153ZM83 224H80V228H81V225H83ZM100 224H101V223H100ZM107 224H108V223H107ZM128 224H129V223H128ZM166 224H168V223H166ZM224 224H225V223H224ZM69 225H70V224H69ZM89 225H90V224H89ZM139 225H140V224H139ZM145 225H146V224H145ZM177 225H178V224H177ZM225 225H226V224H225ZM64 226H66V225H64ZM71 226H72V225H71ZM73 226H74V225H73ZM78 226H79V224H78ZM101 226H102V225H101ZM105 226H106V225H105ZM111 226H112V224H111ZM142 226H144V225H142ZM148 226H149V225H148ZM160 226H161V225H160ZM160 226L158 225V227H160ZM173 226H174V224H173ZM223 226H224V225H223ZM74 227H75V226H74ZM76 227H77V225H76ZM137 227H138V225H137ZM151 227H152V226H151ZM69 228H70V227H69ZM80 228H78V230H79ZM98 228L100 229V226H99ZM98 228H97V229H98ZM142 228H143V227H142ZM173 228H174V227H173ZM173 228H172V229H173ZM95 229H96V228H95ZM97 229H96L94 232H91V231H90V232H86V233H84V237H82V238H83V239L85 238L86 240L91 241V240L94 238V236H95L96 234H100V233L98 232ZM104 229H105V228H104ZM109 229H110V228H109ZM112 229H113V226H112ZM156 229H157V228H156ZM186 229H187V228H186ZM208 229H209V228H208ZM66 230H68V229L66 228ZM70 230H71V229H70ZM70 230H69V232H70ZM73 230H74V229H73ZM78 230H77V231H78ZM100 230H101V229H100ZM105 230H106V229H105ZM136 230H137V229H136ZM139 230H141V229H139ZM151 230L156 231V230H154L153 228H151ZM189 230H190V229H189ZM108 231H110V230H108ZM108 231H107V232H108ZM165 231H166V229H165ZM66 232H67V231H66ZM72 232H74V231H72ZM111 232H112V230H111ZM132 232H131V233H132ZM156 232H159V231L157 230ZM169 232H170V231H169ZM188 232H189V231H188ZM190 232H191V231H190ZM190 232H189V233H190ZM75 233H77V232L75 231ZM81 233H82V232H81ZM103 233H104V232H103ZM103 233H102V234H103ZM109 233H110V232H109ZM135 233H136V232H135ZM22 234H23V233H22ZM25 234H26V233H25ZM69 234H71V233H69ZM69 234H67V235H69ZM104 234H105V233H104ZM107 234H108V233H107ZM146 234H147V233H146ZM148 234H149V233H148ZM23 235H24V234H23ZM67 235H66V237H68ZM110 235H111V233H110ZM110 235H109L108 237H107V235H106V237L109 238V237H111ZM130 235H131V234H130ZM144 235H145V234H144ZM76 236H78V234H77ZM99 236H100V235H99ZM112 236H113V235H112ZM127 236H128V235H127ZM140 236H141V235H140ZM142 236H143V235H142ZM210 236H211V235H210ZM70 237H71V236H70ZM95 237H97V236H95ZM104 237H105V236H104ZM104 237H103V238H104ZM106 237H105V238H106ZM155 237H156V236H155ZM42 238H43V237H42ZM68 238H69V237H68ZM71 238H72V237H71ZM73 238L76 239L75 236H74ZM73 238H72V239H73ZM82 238H81V239H82ZM126 238H127V237H126ZM126 238H125V239H126ZM134 238H135V237H134ZM138 238H139V236H138ZM167 238H168V237H167ZM74 239H73V240H74ZM78 239H79V238H78ZM83 239H82V241L85 240V239H84V240H83ZM97 239H98V238H97ZM111 239L113 240V238H111ZM125 239H124V240H125ZM142 239H143V238H142ZM149 239H150V236H149ZM16 240H17V239H15V241H16ZM18 240H19V239H18ZM43 240H44V239H43ZM67 240H68V239H67ZM67 240H66V241H67ZM107 240H108V239H107ZM114 240H115V238H114ZM134 240H135V239H134ZM166 240H167V239H166ZM45 241H46V239H45ZM68 241H69V240H68ZM78 241H80V239H79ZM118 241H119V240H118ZM118 241H117V242H118ZM140 241H141V240H140ZM164 241H165V240H164ZM17 242H18V241H17ZM71 242H72V241H71ZM85 242H86V241H85ZM92 242H93V241H92ZM102 242H103V241H102ZM108 242H109V244H110V243L112 244L113 241L110 242V239H109ZM108 242H107V243H108ZM114 242H115V241H114ZM123 242H124V244H126V246H124V247H127V243H126L125 241H123ZM123 242H122V247H123ZM127 242H128V240H127ZM135 242H136V241H135ZM213 242H214V241H213ZM69 243H70V242H69ZM74 243H75V242L73 241L72 244H74ZM81 243H82V242H81ZM88 243H89V242H88ZM93 243H94V242H93ZM118 243H119V242H118ZM136 243H137V242H136ZM140 243H141V242H140ZM145 243H146V242H145ZM150 243H151V241H150ZM168 243H169V242H168ZM77 244H78V243H77ZM82 244H83V243H82ZM90 244H91V243H90ZM102 244H103V243H102ZM115 244H116V242L114 243V245H115ZM119 244H120V243H119ZM134 244H135V243H134ZM134 244H133V245H134ZM215 244H216V243H215ZM75 245H76V243L74 244V246H75ZM83 245H84V244H83ZM86 245H87V242H86ZM88 245H89V244H88ZM88 245H87V247L89 248ZM92 245H93V244H92ZM114 245L112 244V245H110V246H114ZM116 245H118V244H116ZM116 245H115V247H116ZM133 245H132V246H133ZM138 245H139V244H138ZM149 245H150V244H149ZM167 245H168V244H167ZM216 245H217V244H216ZM216 245H215V247H216ZM76 246H77V245H76ZM80 246H81V245H80ZM100 246H101V244H100ZM129 246H130V244H129ZM143 246H144V245H143ZM143 246H142V247H143ZM156 246H157V245H156ZM208 246H209V250H208V251H210V256H211V252H214L216 249H214L215 247H214V244H213V243H209ZM217 246H218V245H217ZM83 247H85V249H86V246H83ZM96 247L98 248V245H97ZM105 247H106V245H105ZM122 247H121V248H122ZM135 247H136V246H135ZM135 247H134V248H135ZM142 247H141V248H142ZM157 247H158V246H157ZM165 247H166V246H165ZM70 248H71V246H70ZM80 248H81V247H80ZM88 248L86 249L87 252L85 251L86 253H88ZM100 248H101V247H100ZM111 248H112V247H111ZM121 248H120V249H121ZM136 248H137V247H136ZM136 248H135V249H136ZM158 248H159V247H158ZM167 248H168V247H167ZM218 248H219V247H218ZM218 248H217V249H218ZM85 249H84V250H85ZM89 249H90V248H89ZM95 249H96V248H95ZM95 249H94V251H95ZM120 249H119V250H120ZM96 250H97V249H96ZM104 250H105V249H104ZM115 250H116V249H115ZM137 250H138V249H137ZM250 250H251V249H250ZM61 251H62V249H61ZM79 251H80V250H79ZM81 251H82V250H81ZM106 251H107V250H106ZM108 251H109V250H108ZM122 251H123V250H122ZM129 251H130V249H129ZM82 252H83V251H82ZM101 252H102V250H101ZM119 252H120V251H119ZM127 252H128V250H127ZM139 252H140V251H139ZM161 252H162V251H161ZM161 252H160V253H161ZM78 253H79V252H78ZM92 253H93V252H92ZM105 253H106V255H107V252H105ZM114 253H115V251H114ZM75 254H76V253H75ZM103 254H104V252H103ZM112 254H113V252H112ZM121 254H122V253H121ZM123 254H124V253H123ZM123 254H122V255H123ZM134 254H135V252H134ZM134 254H131V256L134 255ZM143 254H144V253H143ZM96 255H97V254H96ZM96 255H95V256H96ZM100 255H101V254L97 255V257L100 256ZM106 255H102V256L104 257V259H105V258L107 259V257H105ZM109 255H110V254H109ZM122 255H121V256H122ZM141 255H142V254H141ZM147 255H148V254H147ZM163 255H164V254H163ZM74 256H75V255H74ZM78 256H79V255H78ZM139 256H140V254H139ZM208 256H209V254H208ZM85 257H87V254H85ZM90 257H91V256H90ZM126 257H127V256H126ZM128 257H129V256H128ZM149 257H150V255H149ZM94 258H95V257H94ZM109 258H111V256H110ZM117 258H118V257H117ZM79 259H80V258H79ZM89 259H90V258H89ZM96 259L98 260L99 258H96ZM112 259H113V258H112ZM112 259H111V260H112ZM119 259H120V258H119ZM121 259H122V258H121ZM121 259H120V260H121ZM131 259H132V257H131ZM163 259H164V258H163ZM207 259H208V258H207ZM80 260H81V259H80ZM80 260H79V261H80ZM86 260H87V258H86ZM94 260H95V259H94ZM101 260H102V258H101ZM135 260H136V259H135ZM148 260H149V259H148ZM77 261H78V260H77ZM84 261H85V259H84L82 262H84ZM99 261H100V259H99ZM116 261H117V260H116ZM121 261H122V260H121ZM126 261H127V260H126ZM130 261H131V260H130ZM143 261H144V260H143ZM75 262H76V261H75ZM82 262H81V263H82ZM105 262H107V261H105ZM81 263H80V264H81ZM85 263H86V262H85ZM95 263H96V262H95ZM102 263H103V262L98 263V264H102ZM110 263H111V262H110ZM115 263H116V262H115ZM120 263H121V262H120ZM133 263H134V262H133ZM133 263H132V264H133ZM138 263H139V262H138ZM143 264H145V263H143ZM146 264H147V262H146ZM157 264H158V263H157Z\"/></svg>","mask_w":264,"mask_h":264}]
</instances>
